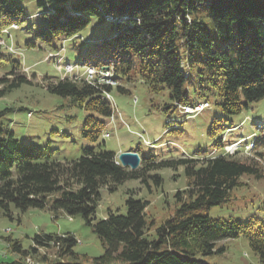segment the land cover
Listing matches in <instances>:
<instances>
[{"label": "trees", "instance_id": "1", "mask_svg": "<svg viewBox=\"0 0 264 264\" xmlns=\"http://www.w3.org/2000/svg\"><path fill=\"white\" fill-rule=\"evenodd\" d=\"M33 1L45 8L35 36L55 48L56 39L76 36L93 18L110 23L112 33L94 40L78 63L109 69L117 80L138 76L153 94L168 90L171 102L164 105L165 110L177 103L193 102L188 86L194 81V67L197 93L217 96L218 105L227 115H238L264 99V0ZM0 9V26L28 18L19 0H0ZM211 29L226 43L234 39L238 48L231 50L236 54L219 48ZM180 47L186 50L184 58ZM17 65L7 74L14 75ZM24 83H30L25 76L11 80L0 77V98ZM116 88L125 91L121 85ZM47 90L71 98L86 111L81 130L84 139L96 143L101 138L113 114L105 96V91L112 90L110 85L66 76L48 81ZM7 111H0V117ZM212 123L210 135L224 127L217 118ZM222 141L216 139L214 145L222 146ZM263 144L264 134L258 135L254 150ZM135 151L140 153L139 147ZM116 154L102 140L84 147L78 159L61 161L50 150L43 153L33 144L20 143L9 127L0 124V209L11 216L12 205L22 211L44 208L53 196L51 209L81 215L104 246L99 256L80 257L74 251L78 239L70 232H41L34 236V246L30 247L33 252L53 243L59 246L61 257H68L49 261L44 256L47 264H208L199 257L213 254L218 241L241 235L264 260V215L224 219L213 218L206 211L230 202L234 189L243 184L242 176L259 177L257 162L241 161L226 152L204 158L141 155V167L130 169L116 162ZM179 167L184 168L188 183L184 190L175 192L172 213L159 221L148 220L150 202L129 194L125 214L110 210L107 216L98 218L101 188L114 191L119 183L133 179L149 186L147 178L152 170ZM151 178L161 186L160 175ZM6 239L11 251L22 259L0 257V264H28L25 258L32 252L18 240Z\"/></svg>", "mask_w": 264, "mask_h": 264}, {"label": "rangeland", "instance_id": "2", "mask_svg": "<svg viewBox=\"0 0 264 264\" xmlns=\"http://www.w3.org/2000/svg\"><path fill=\"white\" fill-rule=\"evenodd\" d=\"M19 1L28 18L18 21V25L13 24L16 29L9 32L5 31L7 25L0 26L3 27L0 31H5L0 32V77L6 76L11 80L25 76L30 83H24L0 98V111L9 109L0 117V124L9 127L20 143L33 144L43 153L50 150L61 161L78 159L84 147L96 145L102 140H105L106 148L117 153L139 147L143 156L171 159L219 155L224 152V144L244 138L240 151L234 156L241 161L257 162L261 175L242 176L240 180L243 184L234 189L230 202L213 206L206 211L213 218L224 219L246 220L253 215H264V144L254 153L245 149V144L250 142L253 133L264 134V129H260L256 123H264V99L252 103L238 115H227L218 105L217 96L210 92L202 95L197 93L199 86L195 81L194 67V81L188 86L189 97L192 104L209 101L210 106L196 114H185L177 106L164 109V105L171 102L168 90L153 94L138 76L129 81L118 80L111 91L112 102L118 109L113 108V114L107 120L110 122L106 132L110 133V137L102 135L96 143L90 142L81 134L86 111L71 98L50 93L47 83L62 76L60 69L65 63H78L80 55L94 40L111 34V24L93 18L90 25L76 36L65 40L56 39L55 48L35 36L43 23L42 13L45 8L38 6L33 0ZM211 33L219 48H226L230 53L236 54L231 50L237 45L234 39L226 43L215 30L211 29ZM179 51L184 58L187 54L185 48L180 47ZM16 63H19L16 73L8 75ZM83 70L84 67H81L80 71ZM117 85L123 86L125 91L120 92L115 88ZM215 118L224 127L210 135ZM219 138H223L222 146H215L214 142ZM257 152H262L263 155L259 156ZM155 174L162 177L161 186H156L151 178ZM147 182L149 186L146 182L133 179L119 183L114 191L108 187L101 188L97 204L98 218L107 216L110 210L125 214L126 199L134 195L150 202L146 210L148 220L159 221L172 213L176 205L174 194L187 187L188 178L183 167L162 168L148 173ZM52 198L53 196L49 197L44 208L31 207L22 211L12 205L11 216L0 209L1 258L22 259L21 255L11 251L6 238H12L32 252L25 258L28 264H47L44 256L49 261L60 258L67 260L68 257L60 256L59 246L53 243L37 247V252L32 251L34 236L41 232H70L78 239L74 251L80 257H96L104 253L100 238L85 224L84 218L81 215L70 216L61 209H51ZM7 228H10V232L5 231ZM220 248L224 250L218 251ZM199 258L208 264H264V260L252 250L243 235L218 241L213 254Z\"/></svg>", "mask_w": 264, "mask_h": 264}, {"label": "water", "instance_id": "3", "mask_svg": "<svg viewBox=\"0 0 264 264\" xmlns=\"http://www.w3.org/2000/svg\"><path fill=\"white\" fill-rule=\"evenodd\" d=\"M119 160L121 164L131 169H137L140 167L141 157L137 152H122L119 154Z\"/></svg>", "mask_w": 264, "mask_h": 264}, {"label": "bare ground", "instance_id": "4", "mask_svg": "<svg viewBox=\"0 0 264 264\" xmlns=\"http://www.w3.org/2000/svg\"><path fill=\"white\" fill-rule=\"evenodd\" d=\"M70 69H73V66H71V65H69V64H67L66 66H65V73H70ZM88 69H92V70H95L94 68H92V67H90V68H88ZM86 80L89 82V83H91V84H96L95 83V79H88V77L86 78ZM102 82V81H101ZM106 82L107 83H114V82H112L111 80H106ZM107 96L108 97H110V95L107 93ZM206 104H208V103H205V104H203V105H200V106H196V107H201V106H208V105H206ZM113 118V117H112ZM6 232H10V228H7L6 230H5Z\"/></svg>", "mask_w": 264, "mask_h": 264}, {"label": "built area", "instance_id": "5", "mask_svg": "<svg viewBox=\"0 0 264 264\" xmlns=\"http://www.w3.org/2000/svg\"><path fill=\"white\" fill-rule=\"evenodd\" d=\"M73 71V69H70V73ZM95 70H92V69H88L87 70V77H88V79H95L94 78V74H95ZM206 105H208V104H206ZM205 107V105L204 106H201V107H195V108H190V107H185L184 108V111L185 112H191V111H193V110H201V109H203Z\"/></svg>", "mask_w": 264, "mask_h": 264}]
</instances>
